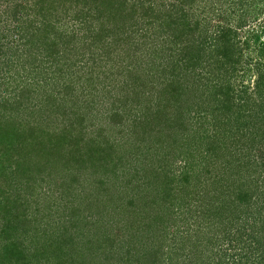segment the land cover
Instances as JSON below:
<instances>
[{"label": "trees", "instance_id": "trees-1", "mask_svg": "<svg viewBox=\"0 0 264 264\" xmlns=\"http://www.w3.org/2000/svg\"><path fill=\"white\" fill-rule=\"evenodd\" d=\"M256 1L63 0V5L68 3L73 9V17L88 22L85 25L97 22L95 41L99 36L106 50L112 48L107 58L115 56L122 62L129 58L137 64L127 68L131 72L140 73L143 69L146 74L153 72V86L160 87L163 93L176 94L174 100L178 103L184 105L186 100L178 96L195 94L205 100L207 82L212 88L206 94L209 106L205 101L194 102L192 109L198 105L211 111L214 133L200 139V145L206 143L207 148L192 146L185 133L179 137L181 142L175 154L186 156V166L175 173L161 165L165 132L156 130L154 124L144 126L142 133L147 148L153 150L151 155L146 151L148 162L141 158V151H137L140 144L133 140L128 143L132 147L124 152L108 144L99 148L85 147L86 151H82L83 148L76 147L75 137L56 136L47 124L46 128L41 127L44 123L41 117L30 116L33 111L25 112L26 105L16 106L17 101L4 97L0 100V264H41L42 261L48 264V255L58 259L61 253L71 256L70 245L65 251L62 248L61 253L57 250L61 240L64 239L63 243L70 239L61 231L39 229L33 232L32 227H26L33 221L26 211L32 206V198L37 202L35 193L46 186L44 182L52 175L51 170L62 167L67 172L73 165L83 163L100 174L96 184L100 195L89 203L97 212L101 207H111V211L125 213L126 209L137 206L135 214H142L144 218L142 227L160 229L166 224V214L174 216L182 212L184 222L190 216L199 222L194 232L195 245L202 243L201 236L206 232L209 235L206 243L217 248L220 242L215 243L216 237L211 238L212 228L219 241L221 236L224 247L222 244L217 253L221 252L220 261L228 256L233 264H264V131L251 129V121L249 123L241 111L246 106L243 90L232 80L236 71L247 66L260 73L255 84L257 92L264 88V38L261 37L264 22L254 23L253 3ZM38 3L49 8L56 4L54 0H35V5ZM259 11L263 12L262 7ZM213 19L220 21L209 36L211 28L208 26ZM140 28L147 31V39L134 40L137 43L132 48V38ZM62 40L69 43L72 37L63 39L62 34ZM246 61L249 62L246 64ZM227 75V81L222 84L219 79ZM65 89L72 92L70 85H65ZM247 89L249 86L245 85L244 91ZM171 99H166L164 108L170 106L173 111L175 102ZM150 110L157 111L158 118L170 121L163 108L156 106ZM15 111L23 115H14ZM217 120H225L230 132L235 126L246 138L235 144L238 141L221 132ZM146 121V117H139L136 123L145 125ZM165 136L169 141L173 135ZM70 145H73L72 151L66 154L64 151ZM73 178L75 183L77 178ZM171 195L174 200L169 199ZM147 207L152 210L145 218ZM77 211L74 209L75 213ZM30 237L39 241L36 248L29 249L31 244H26ZM172 252L174 254L161 263L150 258L148 264L180 263L176 260L180 252Z\"/></svg>", "mask_w": 264, "mask_h": 264}, {"label": "rangeland", "instance_id": "rangeland-1", "mask_svg": "<svg viewBox=\"0 0 264 264\" xmlns=\"http://www.w3.org/2000/svg\"><path fill=\"white\" fill-rule=\"evenodd\" d=\"M54 2V7L49 8L43 3L35 5V0H0V100L5 97L17 101L14 102L16 106L21 103L26 105L25 112L33 111L34 114L30 116L41 117L44 122L41 127L46 128L47 124L49 131L56 136L75 137L76 147L83 148L82 151H86L85 147L99 148L108 144V147L114 145L113 148L124 152L132 147L128 143L137 141L140 144L137 151H141V158L145 162H148L146 151L151 155L153 150L147 148L142 133L144 126L154 124L156 130L163 129L165 132L164 148L160 152L162 167L175 173L184 170L186 156L175 154L181 142L179 137L185 133L191 139L192 146L207 148L206 143L200 145V139L214 133L211 111L198 105L192 109L194 102L205 101V105L209 106L206 95L212 89L209 84L206 82L205 100L195 94L178 96L186 99L184 105L178 103L174 100L176 94L163 93L160 87L153 86V72L146 74L144 69L140 73L131 72L127 68L137 65L133 60L125 58V62L124 59L122 62L115 56L107 58L106 54L111 53L112 48L106 50L99 36L95 41V20L89 23L92 25L89 27L84 19L73 17V9L68 7V3L63 5V0ZM18 3L21 5L18 6ZM261 7L263 12L259 11ZM253 9L256 12L255 25L264 22V1L257 0L253 3ZM219 21H211L209 36L213 35ZM146 33L144 28H140L132 41L142 42L147 39ZM62 34L63 39L72 37V41H63ZM261 37L264 38V32ZM133 43L130 45L132 48L137 42ZM236 72L235 77L232 76L233 83L243 90L246 100V106L241 111L245 119L249 123L251 121L252 130L264 131V88L261 92L255 89L260 73L247 66ZM227 79L228 75L219 80L224 84ZM65 85H70L73 93L67 91ZM245 85L249 86L247 92L244 91ZM168 98L175 102L173 111L170 106L164 108ZM186 104H190V110ZM156 106L165 110L170 121L158 118L157 111L151 112L150 108ZM179 106L185 107L182 109ZM15 113L23 115L21 111ZM139 117H146L145 125L136 123ZM218 121L221 132L232 135L234 142L238 141L235 144L246 138L235 126L231 134L225 120ZM170 133L173 136L168 141L165 135ZM224 147L227 148V145ZM72 148L73 145H70L64 152L71 153ZM84 165L89 164L73 165L67 172L62 167L51 170L52 175L44 182L46 186L35 193L37 202L32 198V206L26 211L28 218L33 220L26 227H32L33 232L37 233L39 229L54 233L61 231L70 239L65 243H62L64 239L61 240L57 250L61 253L62 248L65 251L70 245L71 256L70 253H61L58 259L48 255V264H148L150 258L161 263L164 258L174 254L172 251L180 252L176 259L180 260L178 264H233V261H228V256L225 260H219L221 252L219 255L217 253L224 243L221 236L219 241L213 228L210 236L216 237L215 243L220 242L217 248H211L206 243L209 236L206 232L201 236L202 243L195 245L194 232L199 222L191 216L184 222L182 212L176 211L178 214L174 216L166 214V224L161 227L163 231L157 226L142 227L144 218L142 214H135L137 206L126 209L125 213L120 209L111 211V207H101L103 211L97 212L89 203L96 201L100 195L96 186L100 174ZM74 176L77 178L75 183ZM104 197L108 195L104 194ZM169 199L174 200V197L171 195ZM112 203L109 202V205ZM74 209L78 211L75 213ZM107 210L110 212L105 214ZM151 210L148 207L144 210L145 218ZM34 240L31 237L27 239L26 244H31L29 249L38 246L39 241ZM41 264L47 263L42 261Z\"/></svg>", "mask_w": 264, "mask_h": 264}]
</instances>
